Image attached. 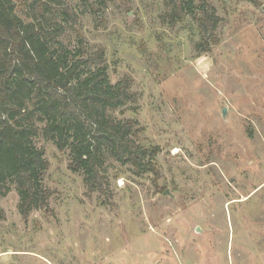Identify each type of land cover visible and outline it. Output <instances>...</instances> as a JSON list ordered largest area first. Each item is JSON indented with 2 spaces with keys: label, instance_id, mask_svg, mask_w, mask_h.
Returning <instances> with one entry per match:
<instances>
[{
  "label": "rangeland",
  "instance_id": "1",
  "mask_svg": "<svg viewBox=\"0 0 264 264\" xmlns=\"http://www.w3.org/2000/svg\"><path fill=\"white\" fill-rule=\"evenodd\" d=\"M67 1L65 42L103 48L111 83L132 80L138 102L116 116L160 149L157 171L113 163L107 200L39 138L52 211L24 219L11 185L0 264H264V0H208L222 22L201 55L195 23L163 20L162 0Z\"/></svg>",
  "mask_w": 264,
  "mask_h": 264
},
{
  "label": "trees",
  "instance_id": "2",
  "mask_svg": "<svg viewBox=\"0 0 264 264\" xmlns=\"http://www.w3.org/2000/svg\"><path fill=\"white\" fill-rule=\"evenodd\" d=\"M162 1L170 9L162 19L177 24L190 17L198 37L195 50L210 53L222 19L209 1ZM26 4L24 19L14 0H0V202L14 185L24 219L52 211L53 194L45 185L49 162L39 138L68 152L69 170L83 176L90 194L107 200L113 163L142 176L157 171L160 153L138 141V121L116 116L138 102L132 80L111 83L103 48H90L82 39L74 47L65 42L78 22L68 1Z\"/></svg>",
  "mask_w": 264,
  "mask_h": 264
},
{
  "label": "water",
  "instance_id": "3",
  "mask_svg": "<svg viewBox=\"0 0 264 264\" xmlns=\"http://www.w3.org/2000/svg\"><path fill=\"white\" fill-rule=\"evenodd\" d=\"M226 114V112H224V115Z\"/></svg>",
  "mask_w": 264,
  "mask_h": 264
}]
</instances>
